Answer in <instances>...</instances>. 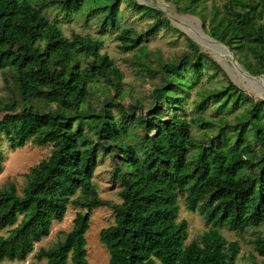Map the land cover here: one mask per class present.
<instances>
[{
	"label": "trees",
	"instance_id": "obj_1",
	"mask_svg": "<svg viewBox=\"0 0 264 264\" xmlns=\"http://www.w3.org/2000/svg\"><path fill=\"white\" fill-rule=\"evenodd\" d=\"M121 1L148 19L145 29L122 23ZM168 1L208 23L211 37L251 75L264 74V0H220L207 13L204 0ZM60 14L97 20L100 33L117 30L120 50L158 76L145 113L116 101L124 72L101 52L103 41L75 31L65 36ZM161 28H171L164 13L136 0H0V75L9 92L0 95V174L2 142L12 150L51 145L20 191L12 182L0 187V264L26 260L69 205L112 210L113 223L99 232L108 264H237L240 246L220 229L243 234L264 223V98L227 78L190 38V50L150 66L145 41ZM220 73L225 83L197 92L195 117L179 115L190 90ZM94 88L111 93L98 107ZM211 104L217 119L204 115ZM195 124L200 138L192 135ZM101 156L114 161L118 203L101 198L92 180ZM180 196L207 226L187 244ZM87 211H77L71 229L41 247L33 264H88ZM251 244L264 258V236Z\"/></svg>",
	"mask_w": 264,
	"mask_h": 264
},
{
	"label": "rangeland",
	"instance_id": "obj_2",
	"mask_svg": "<svg viewBox=\"0 0 264 264\" xmlns=\"http://www.w3.org/2000/svg\"><path fill=\"white\" fill-rule=\"evenodd\" d=\"M139 3L150 4L160 9L164 16L170 20L171 28H161L154 36L146 39L147 57L145 62L150 66H158L160 62L172 61L177 58L186 50H190L186 38H190L196 43L200 51L207 54L211 59L218 63L221 67L223 74L233 81L237 86L242 88L246 93L252 95L255 99L264 98V74L260 79L253 78L250 73L244 68L242 64L237 61L235 55L221 42L215 40L208 32V23L205 25L201 19L186 12L177 10V5L168 0H136ZM207 13L213 4L221 5L220 0H204ZM221 7V6H220ZM119 9L122 11V23L131 25L137 30L145 29L148 19L141 18L138 13L126 6L123 1L119 4ZM51 13V12H49ZM60 25L65 36H69L71 32H79L81 34H91L93 37L99 38L103 41L101 52H105L112 58L115 64L124 72L123 85L116 101H120L125 106H136L135 113H145L147 104L150 100V92L154 84L158 82V76H150L145 67L137 64L136 59L133 58V52H123L118 47V42L115 39L117 30L113 29L104 33H100L101 25L97 20L94 22L89 19L67 18L64 15H59ZM136 52V51H134ZM220 73L216 79L207 80L202 78V83L193 87L190 90V96L184 103V109L178 112L188 119L195 117V104L197 102V92L202 90V86L206 88L219 87L225 83V77ZM189 80V79H188ZM7 84L4 83L0 75V95L8 94L6 89ZM8 87V86H7ZM110 92H100L98 88H94L91 103L98 107L104 96H110ZM142 105V107H140ZM211 104L204 115L217 119L219 114L214 110ZM109 109L113 114L119 115L114 106ZM221 114V113H220ZM231 119V116L228 117ZM192 135L196 138L202 137V131L198 125H193ZM5 155L3 170L0 174V187L8 182L15 184L18 191L21 190L25 184L24 174L29 169L35 166L40 160L48 157L51 151V145L36 146L27 143L19 149H10L5 142L1 143ZM114 161L109 156H101L93 175V182L96 186L99 196L103 199L112 202H120L118 196L119 185L112 181V170ZM178 220L184 219L187 222V239L185 243L192 240H198L201 234L207 229L204 220L197 212L187 210L184 197L178 198ZM80 208H75L72 205L64 215L60 222L54 221L52 223L50 233L47 237L43 238L40 242L36 243L33 252L28 255L24 261H4L2 264H33L36 259L34 254L41 247H49L62 239L64 234L67 233L72 227V220ZM90 217L89 229L86 231V250L88 264H108V252L105 246L99 241V232L113 223L114 214L111 209L106 207L94 208L87 211ZM222 235L227 241H236L240 246V251L237 255V264H264V258L257 255L251 244V240L257 235L264 236V223L256 229H248L243 234L235 233L233 230L224 227L220 229ZM67 264H71L70 260ZM155 264H159L158 261Z\"/></svg>",
	"mask_w": 264,
	"mask_h": 264
},
{
	"label": "water",
	"instance_id": "obj_3",
	"mask_svg": "<svg viewBox=\"0 0 264 264\" xmlns=\"http://www.w3.org/2000/svg\"><path fill=\"white\" fill-rule=\"evenodd\" d=\"M250 76H252L253 78H256V79H260L261 80V77L260 76H254V75H251V74H250Z\"/></svg>",
	"mask_w": 264,
	"mask_h": 264
},
{
	"label": "bare ground",
	"instance_id": "obj_4",
	"mask_svg": "<svg viewBox=\"0 0 264 264\" xmlns=\"http://www.w3.org/2000/svg\"><path fill=\"white\" fill-rule=\"evenodd\" d=\"M260 81H261V80H260ZM261 83H262V84H264V82H263V81H261Z\"/></svg>",
	"mask_w": 264,
	"mask_h": 264
}]
</instances>
